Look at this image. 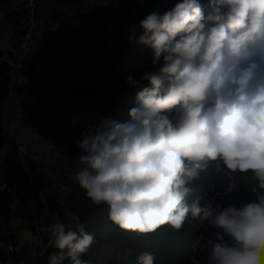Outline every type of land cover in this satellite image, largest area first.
<instances>
[{
    "label": "trees",
    "instance_id": "1",
    "mask_svg": "<svg viewBox=\"0 0 264 264\" xmlns=\"http://www.w3.org/2000/svg\"><path fill=\"white\" fill-rule=\"evenodd\" d=\"M27 2L0 0L15 47ZM44 8L42 33L65 25L86 42L94 85L62 116L70 183L40 178L52 186L37 183L34 216L0 193V264H264V0H54L36 19ZM3 57L0 157L16 161ZM52 217L60 234L36 253L21 226L46 243Z\"/></svg>",
    "mask_w": 264,
    "mask_h": 264
},
{
    "label": "built area",
    "instance_id": "2",
    "mask_svg": "<svg viewBox=\"0 0 264 264\" xmlns=\"http://www.w3.org/2000/svg\"><path fill=\"white\" fill-rule=\"evenodd\" d=\"M54 2V0H28L27 5L29 7V23L26 34L21 38L18 43V47H15L14 41L17 43L16 38L0 39V49L4 51V61L8 62L12 67V83L10 86L9 99L15 93H17L19 87L24 85L25 82L32 86H42L52 92L56 101L66 108L76 104V96L67 90L66 87H57L53 83L50 76L46 73H40L35 75L29 73L27 76V70L25 67V61L38 51L35 43H33L32 36L36 35L42 28H38L35 11L44 3ZM114 42L117 43L115 40ZM76 45L70 44H58L55 46L53 43H47L44 50L47 54H61L70 61V64L66 68L67 72H73L72 64L76 60L77 52ZM27 80V81H26ZM38 110L36 107L26 105L23 108H10L8 106L4 124V133H14L17 137L16 148L18 153V159L16 161L4 160L0 157V193L5 195L11 193L12 196L19 203L21 210L26 216H34V188L37 187V183L40 181L43 187L52 186L49 181L40 180L39 174L41 173L40 166L50 156L54 162L66 161L64 153L55 147L52 141L48 140L44 133V128L37 121L36 115ZM21 158L27 162L26 177L25 180L30 184L26 188H22L17 184L19 180V170L21 169L19 161ZM64 188V185L60 186V189ZM45 223H41L38 228L47 229ZM52 242L50 238L47 242L49 245ZM10 250H13V246L10 245Z\"/></svg>",
    "mask_w": 264,
    "mask_h": 264
},
{
    "label": "crops",
    "instance_id": "3",
    "mask_svg": "<svg viewBox=\"0 0 264 264\" xmlns=\"http://www.w3.org/2000/svg\"><path fill=\"white\" fill-rule=\"evenodd\" d=\"M38 24V21H37ZM39 33H36V35L32 36L33 43H35L36 47L38 48V51L30 58V61H32L37 67L44 69L46 71V74L51 77L54 84H56L57 87H66L68 91L74 92L77 91L79 86L82 83L88 84L90 86L94 85V79L88 75V78H84L82 75H77L73 72H67L66 68L68 66H62L61 62H57L53 60L56 55L62 57L67 62H70L65 55L53 53V54H47L44 50V47L47 43H53L55 46L58 44H66L63 41V37L60 35H51L47 34V36L42 33L41 31H38ZM43 34V35H42ZM13 34L12 30L9 28L7 22L5 19L0 17V39H12ZM70 45H76V52H84V63H87V45L86 42H80L78 43H68ZM39 51H42L38 53ZM42 54H46L47 56H44ZM81 55V54H80ZM42 58L44 61L41 62ZM89 68V67H88ZM29 71H27V76L29 75ZM27 81V80H26ZM26 105H31L33 107H36L38 110V114L36 115L37 121L41 124V126L44 128V133L46 138L49 140L51 137L54 138L59 132H63L65 129V123L63 121V114H65L64 108L56 101L55 97L53 96L52 92L46 89L42 86H32L31 84L25 82L24 85L19 87L17 93L11 97L10 100L7 102L6 106V112L8 109V106L10 108H23ZM60 111V114L57 112ZM54 127H58L57 129H54ZM56 130V131H55ZM58 132V133H56ZM7 134V133H6ZM14 133H11V136H14ZM10 136V135H9ZM16 137V136H14ZM17 138V137H16ZM18 140V139H17ZM51 163L54 162L50 156L47 157L46 161L43 163V165L40 167V170H42L45 173L51 174L48 171L47 166L51 165ZM20 167L22 168L23 165H25V168H27V162H25L24 158H21L19 161ZM26 170V169H25Z\"/></svg>",
    "mask_w": 264,
    "mask_h": 264
},
{
    "label": "rangeland",
    "instance_id": "4",
    "mask_svg": "<svg viewBox=\"0 0 264 264\" xmlns=\"http://www.w3.org/2000/svg\"><path fill=\"white\" fill-rule=\"evenodd\" d=\"M69 1L72 2L73 5H76L78 7L90 6V5H95V6L99 7V6H102L103 4L110 3V1H112V0H69ZM52 12H53V9H49V8H44V9L39 11V15L37 18L38 28H42V22L44 20H47L48 15H50ZM0 17L4 19L3 15H0ZM44 34L46 36H47V34H51V35H55V36L60 35L63 37V41L66 44L73 42L76 44L78 43V45H79L80 42H84L81 35L72 33L71 30L68 29L65 25H59L56 27H52L48 32H46ZM40 52H42V51H39L38 53H40ZM42 55H43V57L44 56L48 57V55H46V54H42ZM84 55H85L84 52H78L77 56H76V60L74 61L72 66L74 69V73H76V76L82 75V76H84V78H88L89 74H88L87 63L83 64L84 59H85ZM52 58H54L53 60H55L57 62H61L62 66H68L70 64V62H67L65 59H63L60 56L56 55L55 57H52ZM44 59H46V58H42L41 62L44 61ZM54 129L58 130V127H54ZM56 133H58V132H56ZM60 134H61V132H59L55 136V137H57V138H54L55 140L52 139L53 144L58 149H60V141H58ZM9 135L11 136V134H9ZM51 138L49 139L50 141H51ZM47 168L51 174L45 173L42 170V172L40 173V178H42V179L46 178L48 180L52 179L53 182L55 183V185L57 184V182L63 183L64 181H66V183H70V180L75 177V174L70 169L69 162L67 159H66V161H63L62 163H60V162L51 163V165H48ZM25 169H26L25 165H23L22 168L20 169L21 173L23 174V175H20V178L22 180H24L26 177V170ZM47 191H48V189L41 191L40 200L43 199L44 194H46V193L48 194ZM49 221H50V224H48L46 221H42V223H45L46 225H48L47 229H48V231H50L48 236H49V238L53 239L60 234L61 223L57 218H54V217H52ZM45 230H43V231H45ZM20 233H21V239H24V240L28 241L30 244H32L34 247V251L36 253H42L44 248L46 246H48L47 242L46 243L44 242V237L42 236V234L33 233L31 227L28 225V222H27V224L24 223L21 226Z\"/></svg>",
    "mask_w": 264,
    "mask_h": 264
}]
</instances>
